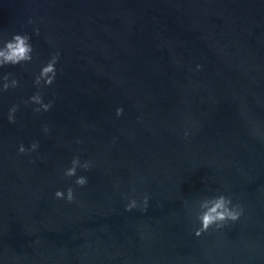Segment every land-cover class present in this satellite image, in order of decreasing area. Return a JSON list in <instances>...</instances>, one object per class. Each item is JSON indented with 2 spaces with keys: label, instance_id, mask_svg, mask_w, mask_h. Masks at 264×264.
I'll list each match as a JSON object with an SVG mask.
<instances>
[{
  "label": "water",
  "instance_id": "1",
  "mask_svg": "<svg viewBox=\"0 0 264 264\" xmlns=\"http://www.w3.org/2000/svg\"><path fill=\"white\" fill-rule=\"evenodd\" d=\"M32 55L0 68L18 81L0 92V264H264V21ZM37 91L49 111L23 103ZM74 156L91 167L67 178ZM220 194L243 215L195 237L189 208Z\"/></svg>",
  "mask_w": 264,
  "mask_h": 264
},
{
  "label": "clouds",
  "instance_id": "2",
  "mask_svg": "<svg viewBox=\"0 0 264 264\" xmlns=\"http://www.w3.org/2000/svg\"><path fill=\"white\" fill-rule=\"evenodd\" d=\"M29 23H32L30 20ZM34 34L39 35V29H34ZM33 46L30 43V37L28 34H14L10 40L0 42V68L5 66H23L26 63H30L33 60ZM60 53L59 51L51 54L47 63L41 67L39 73L34 77L33 85L37 89L49 87L55 82L57 69L56 64L59 60ZM199 65L197 68L199 69ZM11 73H8L0 79L3 83L0 86V92L7 91L9 88L15 89L18 86V81L13 78L9 82V77ZM23 103L27 106L38 105L32 110L34 113L47 112L52 106L53 102L49 101L44 102L43 96L40 91H37L27 100H24ZM19 105L13 104L7 114V120L9 123H15L14 114L18 111ZM123 112L122 108H117L115 115L117 117L121 116ZM43 131L47 134L49 132V127L43 125ZM187 137L188 133H184ZM38 142L31 143L28 149L21 144L17 151L20 154H26L28 151H35L38 148ZM71 166L63 171V175L67 178H71L76 175L77 168H82L85 171L89 170L91 167L90 161H85L84 163L80 162L78 156H74L70 162ZM76 186L84 187L87 184V179L84 176H79L74 181ZM56 199H65L67 202L71 203L74 200V192L72 187H68L65 192L57 190L54 193ZM149 197L145 195L141 201L140 210L146 211L148 206ZM187 205V202H185ZM137 207V202L135 199L129 200L125 205V211H130ZM243 208L239 203L233 204L230 196H225L220 194L213 197H205L199 200L196 206L189 208L190 215H194L196 221L199 223L198 228H194V236L200 237L202 234L206 233L210 228L215 230L222 229L229 222H236L243 215Z\"/></svg>",
  "mask_w": 264,
  "mask_h": 264
}]
</instances>
